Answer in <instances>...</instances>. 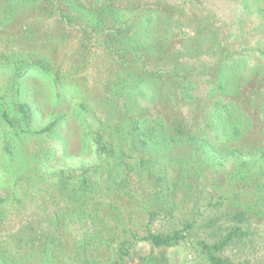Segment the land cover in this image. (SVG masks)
<instances>
[{"label": "rangeland", "instance_id": "1", "mask_svg": "<svg viewBox=\"0 0 264 264\" xmlns=\"http://www.w3.org/2000/svg\"><path fill=\"white\" fill-rule=\"evenodd\" d=\"M135 119L176 144L104 137L121 161H100L99 128ZM263 165L264 0H0L5 264H212L202 244L236 226L244 236L214 254L264 264ZM96 167L93 189L74 190ZM175 230L170 248L141 239ZM46 238L47 258L31 251Z\"/></svg>", "mask_w": 264, "mask_h": 264}, {"label": "trees", "instance_id": "2", "mask_svg": "<svg viewBox=\"0 0 264 264\" xmlns=\"http://www.w3.org/2000/svg\"><path fill=\"white\" fill-rule=\"evenodd\" d=\"M126 40L128 39V44L132 45L134 44L133 37H125ZM140 83V81H138L133 88L136 87L138 84ZM132 88V91L130 92V96L128 99V104L127 107L130 111L134 110L135 108H137L136 105H134V102L136 101V96L135 93L137 92V90H134ZM19 111L21 112L22 115V119L24 120V122L27 125H30V123L32 122V113L29 109V107L27 105H20L19 106ZM3 118L5 120H7V114L3 113ZM213 118H217V117H209V121H212ZM226 120V119H225ZM126 126V127H125ZM125 126L124 124H120L119 127L115 130H113L112 127H110L108 130L101 126L99 128V131L95 133L94 137V145H95V155L96 157L100 160V161H113V160H117L119 157L114 156L113 158H110L108 154H114V150L118 151L119 149L116 147H113L114 150H111L108 152V150L105 148V141L104 137H107L106 140L112 142H116L118 139H122V135H126L127 139H129L132 144L133 147L136 148H142L145 146H157V149H161L163 151H167V149L172 148V146L174 144H176V142H173L168 130L166 128H160V130L156 129L155 127H152V129L148 132L149 134L151 133V135H148L146 133L147 130V125L145 124V121L142 120L140 122V120L135 119L132 120V122H125ZM127 129V130H126ZM146 133V135L144 136L143 139V133ZM157 132V133H156ZM153 133V134H152ZM155 133V134H154ZM201 140H197L195 143V146L198 147V145L200 144ZM211 146L208 145L205 147V143L203 144V149L205 148H209ZM213 149V148H212ZM211 149V150H212ZM104 152L106 154H104ZM212 152L215 154L216 153V148H214L212 150ZM111 156V155H110ZM120 158H119V162H120ZM118 164H115V166H117ZM98 169L100 170L99 167L94 168V170H88L86 172H83L82 175H80V182L75 184L74 186H72L74 188V190H82L84 191V189H93V187L95 186L96 183H98L97 178L101 176V172L98 171ZM262 170L264 171V165ZM96 180V182H95ZM60 181L62 183H65V181L63 179H60ZM158 188H159V192H158V197H161L165 190L166 187L164 185H162V179L161 177H158L156 179ZM237 217H242V214H240L239 216L237 215ZM51 222L50 225H48V227H52L54 224V227L59 228L60 225H58V219L56 216H53V218H51ZM244 233L242 231V228L240 226H236L234 227L229 233H227L226 237L224 238V240L218 244H213V245H208L203 243V249L206 253V255L209 257L210 261L212 262V264H235L231 261H229L228 259L225 258H221L216 256L214 253H221L230 243H232L234 240L239 239L240 237H243ZM9 237V236H7ZM184 238L183 234L181 232H179L178 230L173 231L170 234H160V233H152V232H147L143 237H141V239L145 242L150 243L152 246L157 247V248H170L173 246H176L180 240H182ZM55 244V241L53 238H49V239H45L43 240V242H41V244L39 246H31V251H38V253L42 254V256H44L45 258L51 256L52 254L55 253V251L57 250V247H55L53 250H50L52 248V246ZM10 247L7 244V241H3L0 242V263H4L6 262V260L8 259L10 253H14V255H16L15 250H13V252L7 250V248ZM25 249H27L25 247ZM33 254V256H32ZM29 258L34 259L35 261H39V259L37 257H35L34 253L31 252V256H29ZM27 259H25L26 261ZM47 262V260H43L41 262V264H45ZM33 263H36L33 261ZM5 264V263H4Z\"/></svg>", "mask_w": 264, "mask_h": 264}]
</instances>
